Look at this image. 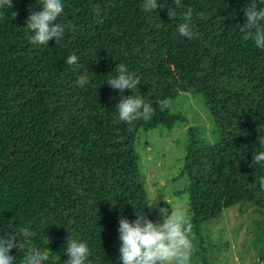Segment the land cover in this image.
<instances>
[{
	"label": "trees",
	"instance_id": "16d2710c",
	"mask_svg": "<svg viewBox=\"0 0 264 264\" xmlns=\"http://www.w3.org/2000/svg\"><path fill=\"white\" fill-rule=\"evenodd\" d=\"M157 2L145 12L143 0H62L55 22L64 33L48 45L30 43L25 26L42 0L0 9V237L25 226L32 232L24 251L10 253L15 264L33 247L51 250L44 264H64L68 235L87 243V264H121V212L134 220L144 210L154 220L137 168V132L172 128L181 117L158 101L180 93L204 98L218 136L209 144L188 130L181 174L191 230L203 243L202 225L243 202L264 213V165L253 161L264 150V50L237 28L250 0H182L173 21L172 0ZM188 7L191 40L177 31ZM72 54L78 65L65 63ZM119 63L139 78L132 91L152 105L151 120L119 119V90L105 83Z\"/></svg>",
	"mask_w": 264,
	"mask_h": 264
},
{
	"label": "clouds",
	"instance_id": "9594fccd",
	"mask_svg": "<svg viewBox=\"0 0 264 264\" xmlns=\"http://www.w3.org/2000/svg\"><path fill=\"white\" fill-rule=\"evenodd\" d=\"M264 0H250L247 7L243 9L245 22L237 25L243 34L244 40L251 39L255 45L264 50ZM12 8L13 0H0V9ZM142 10L151 12L159 7L157 0H143ZM182 0H172L167 6L169 20H176L177 9L183 8ZM64 5L62 0H42L39 11L29 10L25 26L32 35L30 43L33 45H48L53 38L57 42L62 38L64 27L56 23L62 14ZM13 18L18 12L12 13ZM201 19H205L203 12L199 13ZM180 36L189 40L194 39L196 33L193 27V9L188 7L183 12L182 21L177 24ZM79 57L72 54L67 57L65 63L78 65ZM117 75L110 76L105 83L112 90H119V102L115 108L119 112V119L129 125L136 120L149 121L154 109L152 105L145 102L140 96L133 93V89L140 84L139 78L128 71L123 63H119L115 69ZM76 83L83 87L88 83L85 76L78 77ZM131 90L133 95H124V91ZM161 110L168 106L167 100L158 101ZM259 131L264 129L258 128ZM259 145L264 148V135L259 136ZM253 161L264 165V150L253 152ZM261 190H264V175L258 178ZM164 203L171 206V214L166 207H158L154 200L148 207L158 208L160 218L152 220L149 213L144 210L135 212V219L121 215L118 223L119 239V261L121 264H184L188 259V251L192 249V242L188 238L192 225L186 221L184 213L176 204L169 203L163 195ZM32 236L30 227H21L6 237H0V264H15V256L11 255L13 249L24 251L25 246ZM50 241L48 240V243ZM65 254L67 259L64 264H87L90 250L86 242L72 238L70 235L65 240ZM51 250L47 248H29L25 252L21 264H44L49 259Z\"/></svg>",
	"mask_w": 264,
	"mask_h": 264
},
{
	"label": "rangeland",
	"instance_id": "374dc122",
	"mask_svg": "<svg viewBox=\"0 0 264 264\" xmlns=\"http://www.w3.org/2000/svg\"><path fill=\"white\" fill-rule=\"evenodd\" d=\"M169 112L181 117L172 128L158 126L137 132L134 151L137 168L147 194L148 206L156 200L158 207L176 204L188 220V186L181 174L189 128L197 137L213 144L218 140L213 119L199 94L180 93L168 102ZM154 221L158 208H149ZM203 243L191 230L192 249L184 264H264V213L255 205L243 202L230 206L216 218L202 225ZM204 248V251L202 250ZM192 250H197L191 255ZM172 264H176L173 261Z\"/></svg>",
	"mask_w": 264,
	"mask_h": 264
}]
</instances>
